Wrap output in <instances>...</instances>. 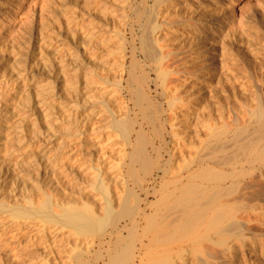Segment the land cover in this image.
<instances>
[{
    "label": "bare ground",
    "instance_id": "obj_1",
    "mask_svg": "<svg viewBox=\"0 0 264 264\" xmlns=\"http://www.w3.org/2000/svg\"><path fill=\"white\" fill-rule=\"evenodd\" d=\"M131 1L125 0L124 3L129 5ZM186 1L152 0L151 13L143 26L141 36L137 39L138 47L134 35H131L132 40L128 43L123 29L110 30L111 34L108 35L106 42L94 45L93 51L104 55L90 62L92 72L86 79V86L89 88L97 84L104 87L98 91L100 95L95 97L94 105L87 109L85 122H76V119L71 117L66 127L73 129L71 133L73 136L82 128H86L91 120L94 145L98 149L97 153H101L99 156L101 160L94 168L96 172L90 174L88 187L97 192L100 199L92 203H81L74 199L59 201L52 194L44 193V198L40 202L36 203L31 198H26L25 204L21 206L9 205L0 199V214L7 213L12 220H23L0 222V240L2 236L10 234L6 239L8 242L4 245L11 247L9 249L11 254H5V258L17 261L21 253L14 248L29 245V241L22 239L19 234L31 233L33 229L40 234H46L47 225L50 224L69 231L63 252L68 248L72 249L68 258L70 262L66 260L64 264H264V237L261 234L255 235L247 226L250 221L246 218L250 214L244 212L249 210L261 214L260 220L264 223V211L246 203L243 207L237 203L224 204L221 199L234 188V183L228 189L218 188L221 182L234 181L238 177L234 167L231 169L229 166L233 154L227 152L230 143L235 146L238 143V127L241 124L238 118H225L226 113L221 110L222 114L220 111L217 113L221 114L218 115L222 121L220 127L213 126L207 119L203 121L204 124L201 122L202 127L205 126L203 129L206 135L200 142L201 146L208 154L212 153L207 159H215L219 152L222 153V158L212 161V165L200 166L185 177L190 183L196 176H200L203 181L201 183L205 185L185 183L181 184L179 189L177 185L180 179L166 180L168 168L180 156L182 165L177 166L175 173L179 178L181 176L179 171L189 170L187 168L189 160L184 154L188 147L194 148L191 150L196 149V153L202 150L197 143L195 147L197 139L195 141L193 139L194 143L191 145V136H184L186 132V135H189L191 129L184 126L189 124L192 115H195L194 106L199 104L201 94L194 93L192 97L185 99L167 95L165 111L167 118L164 123L175 141L173 147L169 149L165 164L161 163L159 149H156L154 141L148 138L142 127V123L146 122L155 128L154 124L157 120L160 121L163 115L159 105L156 106L155 102L153 104L149 82H153L155 87H160L165 94L167 88L175 86V82H178L179 87L185 86L187 81V84L193 83L189 77L183 78L184 80L174 79L183 71L186 73L187 66L193 62L201 60L200 70L210 68L213 74L220 67H233L235 64L233 56L229 57V62L225 60V47L228 45V42H225L230 38L228 27L233 13L226 10L217 13L218 9H209L205 13L196 11L194 14V11H191L190 14L193 12L191 15H185ZM10 3H13L16 12L21 0H0L1 19L9 15V6L13 7ZM139 5L146 6L144 0ZM101 14L107 15V8H103ZM127 15L126 9L122 7L120 17L127 18ZM184 16H187L186 19ZM192 35L199 44L201 42L206 44L208 39L211 41L205 46L202 44L198 49L196 45H191L192 41L189 38ZM94 36L95 34L90 36L91 41H95ZM137 51L152 65L154 79L150 80V76L145 73L137 76L136 69L140 65L136 56ZM86 52L87 50L82 54ZM177 57L188 58V61H185L181 68H173L172 62L175 65L174 59ZM128 59L130 61L127 65ZM204 77L205 74L198 77L200 79L198 85L203 86L202 88H205L202 82ZM105 84L109 86L105 88ZM124 93L129 95L132 109L130 104L124 101ZM23 94L19 101L13 104L10 100L11 104L3 109L4 119L18 117L21 113L20 126H15V129L12 127L14 136L18 138L26 132L28 124L30 125V118L26 112L28 98ZM75 107L78 110V106ZM80 107L81 105L79 109ZM248 111L249 117L254 121L263 120L264 107L261 103L258 102ZM164 127L162 126L163 129ZM153 128L151 129L155 132L154 137L161 140L168 131ZM7 132H12V129ZM63 135L66 137V133ZM192 136L195 135L192 133ZM64 139L67 143L68 139ZM116 140H119V143H116ZM54 148L58 149L59 145L58 148L57 146ZM114 153L118 154L115 160ZM62 158L63 153L51 158V161L57 165L58 159ZM188 158H191V155H188ZM64 159L67 165L72 161L71 156ZM112 165L114 167H111ZM114 169L116 173L111 174ZM125 170L133 183L130 189L128 181L122 177ZM137 170L141 176L136 174ZM158 173L162 176H158ZM157 179L160 180L159 188L156 190L152 187L156 201L148 204L147 183L154 185ZM263 179V173H258L250 180L251 185ZM117 182L126 190L125 198L122 200L113 188ZM142 193L145 194V199L141 198ZM176 196L181 198L177 199ZM169 203L172 204L168 206ZM149 208L152 212L147 214ZM161 211H165V214L158 218ZM173 215L175 216L172 217ZM36 221L39 225L34 226ZM58 229L53 231L54 238L60 236ZM70 237L74 239L73 244ZM1 255L2 253L0 258ZM44 263L47 264V261Z\"/></svg>",
    "mask_w": 264,
    "mask_h": 264
},
{
    "label": "rangeland",
    "instance_id": "obj_2",
    "mask_svg": "<svg viewBox=\"0 0 264 264\" xmlns=\"http://www.w3.org/2000/svg\"><path fill=\"white\" fill-rule=\"evenodd\" d=\"M124 1L21 0V5L16 12L13 3H10L13 7L9 6V15L6 18H0V167H2L0 199L5 200L9 205H24L26 198H31L36 203L40 202L44 198V193L52 194L59 201L74 199L81 203H92L100 199L98 193L88 187L89 180H91L90 174L96 172L94 168L101 160L99 158L101 153H97L98 149L94 145L91 120L86 128H82L73 136H71L73 129L66 127V123L71 117H74L76 122H85L87 109L94 105L95 97L100 95L98 91L104 87V85L97 86V84L89 88L86 86V79L92 72L90 62L104 55L93 51L94 45L102 41L106 42L111 31L123 29L128 43L132 40L131 35H134L138 47L137 39L143 32V26L151 13L153 2L144 0L146 6H142L139 5L142 0H132L129 5ZM184 5V12H187L185 15H191L193 13L190 14L191 11H194V14L196 11L205 13L209 9H218L217 13L225 10L233 13L228 27L230 38H227L225 42H228L225 47V60L229 62V57L233 56L235 64L233 67H220L213 74L210 68L200 70L201 60L197 63L193 62L187 66L185 70L187 74L183 71L174 78L184 80L189 77L188 79L193 83L187 84V81L185 86L179 87L178 82H175V86L167 88L165 94L160 87H155L153 82H149L153 104L155 102L156 106L159 105L158 107L163 110V115L160 121L157 120L154 124L155 128L146 122L142 123L143 130L148 138L154 141L156 149H159L160 161L165 164L168 160L169 149L173 147L175 141L169 133L168 126L164 123L167 118L166 97L176 96L185 99V97H192L194 93L195 95L201 94L199 104L194 106L195 115H192L191 122L184 126L191 129L189 135H186L187 132L183 134L185 137L191 136V145L197 139L195 147L201 146L200 142L206 136L203 129L205 126L202 127L201 122L209 120L213 126L220 127L222 124L219 118L222 114L221 110L226 113L225 118L237 117L241 123L238 127V143L236 146L230 143L227 152L233 154L229 166L231 169L234 167L238 177L234 181H223L219 184V189H228L234 183V188L227 192L221 201L224 204L237 203L242 207L246 203V205L249 204L264 211V179L252 185L250 181L258 173L264 175V118L260 122L254 121L249 117L248 111L258 102L264 107V0H187ZM122 7L127 11V18L126 16L120 17ZM103 8H107V15L101 14ZM11 13L13 17L10 18ZM186 17L183 18L186 19ZM226 17L229 18V16ZM94 34L95 41H91L90 36ZM189 39L192 41V46L196 45L198 49L202 47L203 43L199 44L193 35ZM210 41L211 39L206 40L207 43ZM85 50H87L86 54H82ZM136 56L140 63L136 69L137 76L145 73L150 76V80L154 79L152 65L139 51ZM198 56H201L200 52ZM174 60L176 63L173 65L172 62L171 67L181 68L188 58L177 57ZM129 61L128 59L127 65ZM201 74H205L204 79H201L205 88L198 85L200 84L198 77ZM107 86L109 85L105 84V88ZM21 94L27 95L28 98L26 112L31 126L28 124L26 132L18 138L13 132L16 127L20 126L21 113H19V118L4 119L3 109L7 108L11 102L15 104L19 101ZM129 99V95L124 93V101H127L132 109ZM75 105L78 106V110ZM79 105H81L80 109ZM85 109L86 111H83ZM219 111L221 114H217ZM199 116H201L200 119ZM161 124L165 126L164 129ZM151 128L168 131L164 133L165 137L161 140V138L154 137L155 132ZM233 128L235 129V126ZM10 129L12 132H7ZM63 133H66V137ZM192 133L195 136H192ZM64 138L69 140V144ZM230 138L231 136L229 140ZM116 143H119V140H116ZM54 146L58 149L55 150ZM191 149L194 148L188 147L184 153L189 160L187 172L179 171L181 175L179 178L175 175L177 166L182 165L180 156L176 158L177 161L175 159L173 164L169 165V168L167 167L166 180L180 179L178 189L181 184L188 183L185 179L188 173L196 171L200 166L212 165V161L222 158V153L219 152L215 159L208 160L207 157L212 153L208 154L203 147L199 153L195 152L196 149ZM52 152L54 154H51ZM61 152L64 158L71 156L72 161L68 165L64 162V158L58 159L59 164L57 165L51 161V158H55L58 154L61 155ZM188 155H191V158H188ZM117 156L118 154L114 153L113 159L118 158ZM115 173L114 169L111 174ZM78 174L80 176H77ZM136 174L141 176L139 170ZM159 175L162 176L161 173H158ZM122 177L128 181V188H132L133 183L127 177L126 170L123 171ZM159 182L160 180L157 179L154 185L147 183L149 194L146 203L151 204L156 201V197L152 194V187L157 190ZM201 182H203L202 178L196 176L188 184L205 185ZM119 184L117 182L113 188L122 200L125 198L126 190ZM141 198L145 199L144 193L141 194ZM176 198L181 197L176 196ZM171 204L169 203L168 206ZM151 212L152 209L149 208L147 214ZM244 212L250 214L246 218L250 221L247 226L255 235L260 236L261 234L264 237L262 234L264 223L260 220L262 215L249 210ZM164 214L165 211H161L158 218L163 217ZM5 221L21 222L23 220H12L7 213L0 214V222ZM36 225H39V222H34V226ZM47 227L46 234H40L34 229L31 233L19 234L22 239L29 241V245L14 248L21 253L17 261L5 258V254H11L9 251L11 247L4 245L8 242L6 239L10 234L2 236L0 264H45V260L47 264H64L66 260L70 262L68 258L72 248L63 252L66 247L68 229H58L57 226L50 224ZM56 229L60 230V236L54 238L55 232L53 231ZM69 239L73 244V237Z\"/></svg>",
    "mask_w": 264,
    "mask_h": 264
}]
</instances>
